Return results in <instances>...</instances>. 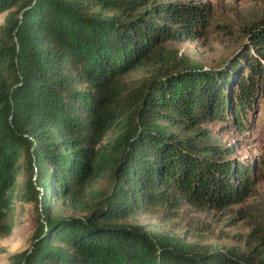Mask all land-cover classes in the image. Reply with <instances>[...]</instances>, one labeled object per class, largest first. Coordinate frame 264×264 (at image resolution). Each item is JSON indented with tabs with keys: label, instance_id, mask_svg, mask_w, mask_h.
Wrapping results in <instances>:
<instances>
[{
	"label": "trees",
	"instance_id": "obj_1",
	"mask_svg": "<svg viewBox=\"0 0 264 264\" xmlns=\"http://www.w3.org/2000/svg\"><path fill=\"white\" fill-rule=\"evenodd\" d=\"M0 237L13 226V188L23 155L38 220L29 248L9 264H264V223L245 236L247 252H199L173 236L121 223L134 212L170 217L182 205L220 210L250 191V172L206 141L219 120L243 129L264 90V20L246 31L238 63L209 74L167 49L200 40L207 5L178 0H0ZM113 12L106 16L103 12ZM150 69L139 81L126 75ZM229 93V94H227ZM229 116V117H228ZM121 134L101 141L116 125ZM166 127H170L169 131ZM111 171V189L81 217L87 188Z\"/></svg>",
	"mask_w": 264,
	"mask_h": 264
},
{
	"label": "rangeland",
	"instance_id": "obj_2",
	"mask_svg": "<svg viewBox=\"0 0 264 264\" xmlns=\"http://www.w3.org/2000/svg\"><path fill=\"white\" fill-rule=\"evenodd\" d=\"M200 2L208 6V26L198 41L183 40L167 42L165 47L178 56L187 58L191 66L200 71L214 74L224 70L234 62L238 63L231 75L228 92L236 84L240 74H245L248 55L247 29L264 20V0H178ZM8 12L0 14V36ZM110 16L113 12H103ZM150 74L148 68H138L126 75L128 81H139ZM0 78L5 82L9 74L0 64ZM229 94V93H227ZM229 117V116H228ZM122 125H116L101 141L110 145L121 134ZM208 141L214 145L229 148L231 154L226 158L250 172L251 189L241 201L220 210L200 211L187 205L170 217L160 214L134 212L121 223L139 225L150 234H162L178 238L192 245L199 252L211 250H230L247 252L245 236L257 224L264 223V90L254 94L250 109H246L243 129L219 120L204 123ZM171 131L170 127H166ZM18 173L13 188V226L11 231L0 237V264H9V257L27 250L33 238L38 220V202L29 190V181L34 173L27 165L23 155L18 160ZM112 173L105 172L92 183L85 192L82 209L74 210L58 201L51 202L50 212L63 217H81L87 208L94 209L111 189ZM85 207V208H84Z\"/></svg>",
	"mask_w": 264,
	"mask_h": 264
}]
</instances>
